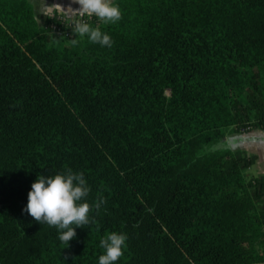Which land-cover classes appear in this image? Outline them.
Wrapping results in <instances>:
<instances>
[{"label": "trees", "instance_id": "obj_1", "mask_svg": "<svg viewBox=\"0 0 264 264\" xmlns=\"http://www.w3.org/2000/svg\"><path fill=\"white\" fill-rule=\"evenodd\" d=\"M114 3L108 48L0 0V264H99L110 232L116 264H264V175L221 146L264 129V0ZM67 169L106 201L68 247L22 212Z\"/></svg>", "mask_w": 264, "mask_h": 264}, {"label": "clouds", "instance_id": "obj_2", "mask_svg": "<svg viewBox=\"0 0 264 264\" xmlns=\"http://www.w3.org/2000/svg\"><path fill=\"white\" fill-rule=\"evenodd\" d=\"M73 4H78L79 7L73 8ZM43 8L41 14L45 17L54 19L59 16L63 24L71 28L72 46L80 43L75 37H86L92 44L111 48L113 40L101 30L100 25L116 24L122 19L121 9L114 0H69L67 5H46L43 0ZM93 17L98 21L96 26L91 23ZM90 192L91 188L83 173L67 169L55 175L37 174V178L31 183L22 212H26L40 225L47 224L56 228L59 241L68 247L69 242L76 237L75 228L95 224L96 220L90 214L95 209L98 215L106 202L102 196H98L90 204L87 200ZM126 240V234L117 232H110L102 238L99 244L104 252L99 256V264H116L124 254Z\"/></svg>", "mask_w": 264, "mask_h": 264}, {"label": "crops", "instance_id": "obj_3", "mask_svg": "<svg viewBox=\"0 0 264 264\" xmlns=\"http://www.w3.org/2000/svg\"><path fill=\"white\" fill-rule=\"evenodd\" d=\"M28 1L32 4L36 20L41 23V19L45 17L41 14L44 11V8L42 7L43 3L35 6L33 0ZM54 3L67 5L69 0H45L46 5ZM72 7L78 8L79 5L73 4ZM38 18L41 19L38 20ZM221 146L234 152L254 155L256 161L250 168V172L255 175H264V129L254 128L242 132L228 130L221 141Z\"/></svg>", "mask_w": 264, "mask_h": 264}, {"label": "built area", "instance_id": "obj_4", "mask_svg": "<svg viewBox=\"0 0 264 264\" xmlns=\"http://www.w3.org/2000/svg\"><path fill=\"white\" fill-rule=\"evenodd\" d=\"M44 25L49 30V33L53 35L67 37L72 34L71 28L67 27L66 24L64 25L62 19L59 16H56L54 19L50 18V20ZM248 129L249 128H247V130Z\"/></svg>", "mask_w": 264, "mask_h": 264}, {"label": "rangeland", "instance_id": "obj_5", "mask_svg": "<svg viewBox=\"0 0 264 264\" xmlns=\"http://www.w3.org/2000/svg\"><path fill=\"white\" fill-rule=\"evenodd\" d=\"M34 1V5L35 6H38L39 4L41 5L42 3H43V0H33ZM42 7H43V4H42ZM41 9V8H40ZM39 19H41V18H39ZM46 19V17H44L43 19H41V23H42V21L43 20H45ZM255 175V174H254Z\"/></svg>", "mask_w": 264, "mask_h": 264}]
</instances>
